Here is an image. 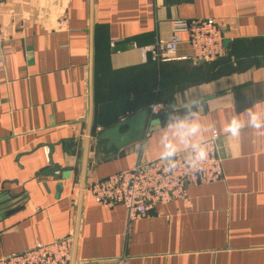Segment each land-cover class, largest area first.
<instances>
[{
  "label": "crops",
  "instance_id": "crops-1",
  "mask_svg": "<svg viewBox=\"0 0 264 264\" xmlns=\"http://www.w3.org/2000/svg\"><path fill=\"white\" fill-rule=\"evenodd\" d=\"M205 18L223 30L221 59L143 63L173 21ZM192 86L216 127L264 103V0H0V259L72 235L71 264H264V143L247 133L223 141L221 180L131 223L86 192L158 159L154 142L108 150L98 135Z\"/></svg>",
  "mask_w": 264,
  "mask_h": 264
},
{
  "label": "built area",
  "instance_id": "built-area-1",
  "mask_svg": "<svg viewBox=\"0 0 264 264\" xmlns=\"http://www.w3.org/2000/svg\"><path fill=\"white\" fill-rule=\"evenodd\" d=\"M171 33L169 40H157L140 49L143 63L151 62L158 66L177 61L212 63L225 54L223 30L214 19L175 20L171 25ZM184 35L191 49L190 56L178 55ZM223 175V163L216 151L203 174L192 176L180 169L175 175H168L162 171L159 159L139 161L127 170L92 182L86 192L103 208L124 207L127 221L131 223L159 206L186 199L189 187L214 183L221 180ZM73 245L72 235L49 244L38 243L28 251L0 259V264H71Z\"/></svg>",
  "mask_w": 264,
  "mask_h": 264
},
{
  "label": "clouds",
  "instance_id": "clouds-1",
  "mask_svg": "<svg viewBox=\"0 0 264 264\" xmlns=\"http://www.w3.org/2000/svg\"><path fill=\"white\" fill-rule=\"evenodd\" d=\"M205 106L203 89L197 86L175 93L168 104H151L145 139L134 144L135 151L143 153L154 142L165 174L183 169L196 176L203 174L224 140H238L247 133L264 143V103H253L242 111L233 108L220 127L203 119Z\"/></svg>",
  "mask_w": 264,
  "mask_h": 264
},
{
  "label": "water",
  "instance_id": "water-1",
  "mask_svg": "<svg viewBox=\"0 0 264 264\" xmlns=\"http://www.w3.org/2000/svg\"><path fill=\"white\" fill-rule=\"evenodd\" d=\"M162 115V114H161ZM150 118V111L146 110L136 115L129 117L128 119L119 122L112 128L106 129L98 135V141L107 142V149L111 150L115 148L121 150L129 145L135 144L137 141L144 139L147 130V122ZM91 132H89L90 137ZM89 143L87 140L86 144ZM87 155L84 158V168L82 171V179L80 183L81 195L85 189V166ZM59 167H53L48 170L45 175L53 176L59 172ZM76 243V239L74 238ZM74 243V250H75Z\"/></svg>",
  "mask_w": 264,
  "mask_h": 264
},
{
  "label": "rangeland",
  "instance_id": "rangeland-1",
  "mask_svg": "<svg viewBox=\"0 0 264 264\" xmlns=\"http://www.w3.org/2000/svg\"><path fill=\"white\" fill-rule=\"evenodd\" d=\"M151 104H153V103H151ZM127 116H129V115H127ZM127 116H125V118H126Z\"/></svg>",
  "mask_w": 264,
  "mask_h": 264
}]
</instances>
